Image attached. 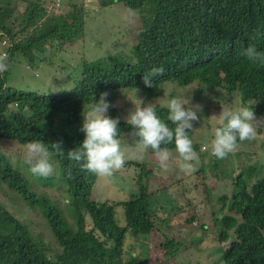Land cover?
<instances>
[{
  "label": "trees",
  "instance_id": "1",
  "mask_svg": "<svg viewBox=\"0 0 264 264\" xmlns=\"http://www.w3.org/2000/svg\"><path fill=\"white\" fill-rule=\"evenodd\" d=\"M97 1L102 8L118 3L138 14L140 26L132 47L94 61L74 55L65 62V84L50 92L38 85L16 88L12 71L21 60L38 70L45 53L69 48L76 35L83 37L82 2L64 0L50 6L44 0H14L13 5H0V52L9 55L8 70L0 73V193L36 211L42 221L25 223L0 201V264H183L179 256L209 235L216 239L208 250L211 264H264V164L229 166V156L232 163L240 156L250 160L256 139L225 159L212 156L208 166L200 163L194 187H202V209L188 199L177 205V197L167 196L165 189L149 191L148 172L137 162L133 164L140 168L138 194L121 203L95 201L91 195L98 177L67 157L68 150L82 145V114L102 92L111 99L110 94L120 90L139 98L142 94L145 105L159 97L161 85L193 87L196 97L210 94L216 101L225 97V104L217 102L220 109L251 106L257 119L264 118V64H253L243 55L253 44L264 52V0ZM257 32L261 37L253 39ZM153 67H162L164 73L147 87L143 74ZM156 112L174 127L167 120V107H156ZM115 113L108 109L111 118ZM219 126L216 122L209 141ZM118 127L121 141L135 140L126 121H119ZM186 131L202 158L196 140L204 139L205 133L194 126ZM258 132L263 134V127ZM32 140L62 142L64 155L53 151L55 171L48 178L33 176L28 165L13 166L1 150L2 142L24 148ZM167 147L175 152L174 144ZM206 172L229 182V193L219 196L216 210L209 204ZM37 186L57 190L60 198L38 192ZM117 207L122 209L123 224ZM187 227L199 235L189 237L183 233Z\"/></svg>",
  "mask_w": 264,
  "mask_h": 264
},
{
  "label": "rangeland",
  "instance_id": "2",
  "mask_svg": "<svg viewBox=\"0 0 264 264\" xmlns=\"http://www.w3.org/2000/svg\"><path fill=\"white\" fill-rule=\"evenodd\" d=\"M14 0H0V5L9 6ZM64 0H44V3L52 6L58 4V6ZM68 1H80L85 8L84 17V38L81 35L75 36V42L68 48L63 47L60 51H49L45 53V63L38 70H31L24 61H19L15 64L11 74L12 82L16 88L28 89L29 85L33 88L38 85L43 90L50 92L61 90L63 84H65L66 63L73 58L74 55H81L88 60H96L104 56H113L120 53H127L129 48L135 40V35L140 26L138 14L128 10L122 4H113L102 8L99 6L97 0H67ZM18 2V0H15ZM13 5V4H12ZM2 46V45H1ZM79 52V53H78ZM81 53V54H80ZM50 59L51 63H48ZM51 64V65H49ZM28 87V88H27ZM40 88V89H41ZM194 88H179L172 84L161 85L159 88V97L157 99L147 101L148 103H154L155 107L165 106L167 102L173 97H180L186 102H189V106H199L197 116L199 119L193 121L195 131L205 133L204 139H198L197 142L201 143L200 150L203 157L198 156V160L193 161V171L185 173L179 168V158L175 152L172 151V165L168 172H163L158 165L154 155L148 150L143 154V158L138 157V153L141 151L139 145L135 140L124 139L121 141L122 148L126 151V162L122 169L116 171L112 177L109 178H97L96 184L92 190V199L99 202L121 203L126 202L131 196L138 194V186L136 184V178L139 175L140 168L135 166L133 162H137L145 166L148 172L146 175V184L149 191H157L161 189L166 190L167 196L177 197V205H184L185 200H190L195 204L196 209H202L204 201H201V189L198 190L194 187L196 181V172L200 170V163L204 166H208L212 157L210 134L215 128L216 122H219L217 116L222 111H229L230 107L222 105V109L217 106V102L220 104L225 101V97L221 96V99L216 101L212 95H200L196 97L193 95ZM113 98L107 96L108 102L112 105L110 108H114L115 118H119V121H125L128 113L134 110L133 104H139L142 100V94L140 98L133 92L128 90H120L110 94ZM226 101L222 104H225ZM144 106V105H142ZM238 106L235 105V108ZM204 108H207V112L204 113ZM207 117H206V116ZM209 131L208 132V127ZM264 129V127H263ZM258 132V129H257ZM197 134V133H196ZM261 143H264V133L257 135L254 142L253 149L254 154L250 160H245L244 157L234 159L232 163V156H229L230 163L236 164V162L246 164H252L254 162H261L264 164V147H261ZM248 147V146H247ZM246 149V148H245ZM241 148L242 151H246ZM1 150L6 157L10 160L13 166L17 167L24 165V148L20 147L16 143L2 142ZM210 155V156H209ZM27 165V164H25ZM242 165V164H241ZM206 179L204 183L211 189L209 195V204L211 208L216 210L219 207L218 198L223 193H229V182L216 178L209 172L205 173ZM181 181V182H180ZM38 192L44 191L52 198H60V193L55 189H43L37 186ZM0 201L5 205L7 210L14 213L19 219H23L28 224H40L42 221L36 214V211H29L26 207L19 204L18 201H13L4 192L0 193ZM24 213V214H23ZM159 216H163L162 213L157 211ZM117 219L123 224V213L121 207L116 208ZM183 216V213L180 214ZM186 230V231H185ZM183 233H188L189 237L198 236V230H191L186 228ZM216 239L209 235V238L203 237L200 243L193 245L192 248L179 256L178 261L183 264H211V255L208 254V250L213 249V245L216 244ZM127 243H133L132 239H128ZM126 248V247H125ZM216 253L213 254V257Z\"/></svg>",
  "mask_w": 264,
  "mask_h": 264
},
{
  "label": "clouds",
  "instance_id": "3",
  "mask_svg": "<svg viewBox=\"0 0 264 264\" xmlns=\"http://www.w3.org/2000/svg\"><path fill=\"white\" fill-rule=\"evenodd\" d=\"M261 33L253 35V39H259ZM243 55L253 64H264V52L257 47L249 45ZM9 55L0 52V73L8 70ZM162 67H153L143 74V83L147 87H153V78L162 76ZM108 93L102 92L100 98L88 105L86 114H82L83 122L80 130L85 134L82 145L67 151L70 161L81 165L85 170L100 178H109L122 169L126 162V151L122 148L119 139V118L108 116V109L112 106L107 100ZM190 101L180 97H173L167 102V120L170 127L156 112L154 103L144 105L133 104L134 110L125 117V121L131 126L130 136L134 138L141 151L137 154L143 158L145 151L150 150L163 172H168L172 165L173 153L167 147L174 144L175 153L179 158V168L185 173L193 171V161L198 160V154L194 150L193 140L188 131L193 128V121H197L199 106H189ZM219 127L214 131L211 140V155L218 159H225L235 153L244 142H250L257 138L259 127H264V118L257 119L253 107L241 105L231 111H222L217 116ZM62 142L52 144L42 140H32L24 146V163L29 166L30 173L38 178L50 177L55 169L51 162L53 151L58 155H64ZM50 145V147H49Z\"/></svg>",
  "mask_w": 264,
  "mask_h": 264
}]
</instances>
